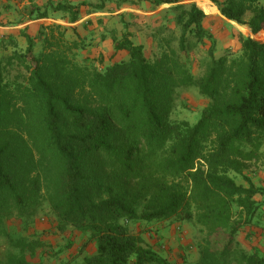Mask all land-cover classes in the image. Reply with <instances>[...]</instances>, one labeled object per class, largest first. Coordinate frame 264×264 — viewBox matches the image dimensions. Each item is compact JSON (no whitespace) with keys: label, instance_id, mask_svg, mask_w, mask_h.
<instances>
[{"label":"trees","instance_id":"trees-1","mask_svg":"<svg viewBox=\"0 0 264 264\" xmlns=\"http://www.w3.org/2000/svg\"><path fill=\"white\" fill-rule=\"evenodd\" d=\"M17 1L29 3L32 20L58 13L74 25L105 13L109 0ZM195 1L152 0L155 10L169 6L174 23L156 29L153 59L124 19L126 31H113L112 42L129 58L104 68L78 60L87 44L74 27L42 26L24 51L0 37V238L9 246L0 264H35L44 244L7 225L20 222L28 232L47 210L60 234L86 238L82 252L96 247L79 263L58 264H171L130 231L154 222L200 227L206 235L196 264H264V255L237 241L260 209L255 197L264 196L244 176L252 164L264 169V42L241 37L239 56L217 57L212 46L195 76L191 51L212 39ZM208 1L228 22L264 32V0ZM182 89L208 100L194 125L172 120Z\"/></svg>","mask_w":264,"mask_h":264},{"label":"rangeland","instance_id":"rangeland-1","mask_svg":"<svg viewBox=\"0 0 264 264\" xmlns=\"http://www.w3.org/2000/svg\"><path fill=\"white\" fill-rule=\"evenodd\" d=\"M65 1L73 5L86 1L95 2V0H49V2L55 4ZM124 1L125 3L123 0H109L106 5V13L97 15L100 18V22H96L93 19V25L83 23L78 26L77 32L87 44L85 50L78 52V60L80 62H90L98 68H104L111 64L128 60V53L124 51L116 53L112 42L113 31H117L118 36H121L126 31L124 24H122L123 19L127 23V31L130 32L134 43L144 46L145 55L148 59L154 58L159 47V40H161V37L156 35V29L161 25L174 28L171 14L168 15L166 13L169 6L164 5L155 10L152 0ZM203 1L205 0L195 1L201 10ZM120 4L124 5L118 9ZM204 14L207 18L204 20L203 27L212 39L211 41L206 39L198 48L191 51V71L197 77L202 73L200 61L207 57L208 51L212 46L215 48L217 57L225 55L239 56L241 53V37H251L264 42V32L254 36L247 27L237 26L235 23L228 22L219 12L214 15H207L205 12ZM56 17L55 19L59 21L61 19L58 18L64 16L56 14ZM250 17L251 15L248 14L246 20H249ZM62 22L64 24L63 20ZM63 26L65 27V25ZM174 33L179 36L177 29H174ZM0 34L2 35V33ZM68 38L76 39L73 32H69ZM25 47L26 45L21 44L20 50L23 51ZM207 104L208 100L201 96L197 89H182L177 95L176 110L172 115V120L177 122L185 121L194 125L200 119L201 113ZM244 176L251 179L258 189L264 190V169L260 164L250 165L245 170ZM235 179L238 184L247 187L243 177L236 176ZM255 200L260 207L257 216L251 225H244L240 229L237 241L245 252L264 255V196L257 195ZM7 227L12 232L23 236L31 237L33 235L41 240L44 248L38 251L35 258L30 259L35 264L41 261L43 264H58L68 260H77L79 263L82 257L92 256L96 253L95 245L89 246L82 252L86 238L80 232L72 230L65 234H60L56 230L55 219L51 216L49 210L37 218L28 232L22 229L20 222H10ZM130 231L133 235L142 238L146 244L151 246L171 264H196L199 261V247L202 245L206 235L193 222L139 223L131 225ZM8 249L9 246L6 239L0 238V255L4 254Z\"/></svg>","mask_w":264,"mask_h":264},{"label":"crops","instance_id":"crops-1","mask_svg":"<svg viewBox=\"0 0 264 264\" xmlns=\"http://www.w3.org/2000/svg\"><path fill=\"white\" fill-rule=\"evenodd\" d=\"M49 3V0H38L36 4L39 7H43ZM83 3V2H82ZM29 5L28 2L20 3L17 0H0V37L4 38L5 40H13L18 50H20L21 44L26 45L24 50L27 48V36L30 37H40V31L42 26L57 24V25H65L67 28L74 27L78 31V26L85 23L89 19H94L97 21L99 17L97 15L104 14H94L88 17H83L78 23L74 25H70L68 20L64 17L58 18L61 20H56V14H54L49 19L45 20H32L28 15L27 6ZM73 5V4H72ZM79 5V4H78ZM106 13V12H105ZM97 17V18H96ZM57 18V17H56ZM64 21V24L62 22ZM237 25V24H236ZM238 26V25H237ZM78 33V32H77ZM79 35V34H78ZM23 50V51H24Z\"/></svg>","mask_w":264,"mask_h":264},{"label":"bare ground","instance_id":"bare-ground-1","mask_svg":"<svg viewBox=\"0 0 264 264\" xmlns=\"http://www.w3.org/2000/svg\"><path fill=\"white\" fill-rule=\"evenodd\" d=\"M201 8L207 15H214L216 12H218V9L214 7L208 0H205L201 3Z\"/></svg>","mask_w":264,"mask_h":264}]
</instances>
